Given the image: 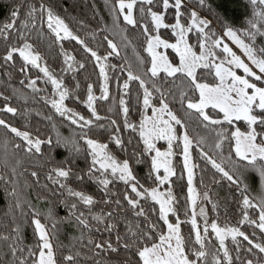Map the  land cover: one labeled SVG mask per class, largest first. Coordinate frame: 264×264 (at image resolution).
Here are the masks:
<instances>
[{
    "label": "trees",
    "instance_id": "16d2710c",
    "mask_svg": "<svg viewBox=\"0 0 264 264\" xmlns=\"http://www.w3.org/2000/svg\"><path fill=\"white\" fill-rule=\"evenodd\" d=\"M41 3H46L47 6L52 7L65 20L74 34L84 40L88 47L97 52V55L102 58L107 57V60L102 59V62L106 66L105 70L109 77V95L108 99H97L94 102L97 115L100 117L99 120H96L85 105L87 86L91 84L93 94L99 97L101 94L100 88L104 81L99 76V67H97L94 58L90 57V53H85L83 48L75 41H63L64 50L75 57L77 62L84 63L85 68H74L71 73H63V86L68 87L70 93L74 94L75 97H79V99H75L70 96L64 103L66 107L93 121L92 125L83 130L57 114L50 103H45V99H58V97L52 95L55 91L53 86L50 83H44L46 78L43 77V73L35 69L29 70L28 76L30 78L40 77L37 80V88L41 91L33 93L32 89L25 86L27 80H25V84L20 83L22 79H25V76L18 68L0 67V108L8 104V106L18 110L16 116L0 112V118L5 119L11 126L20 131H28L32 136L38 137L42 141H51V144H42L41 154L36 157H30L19 150H15L14 154L15 144H21L22 141L0 126V175L5 176L4 182H0V234L9 235L16 225L21 223V211L23 210L25 213H29V219L22 223L23 242L28 247L35 245L36 237L30 224L31 209L27 203H24L27 201L40 211L39 218L50 231L57 264H68L64 257L73 253H79L76 264H96L97 260H101L100 256H95L94 252H90L87 241L92 239L99 242L101 239H111L115 244V234L109 236L108 233L97 232L94 227L91 232L85 230L82 225L78 224L72 212L75 211L77 215L83 212L88 218L89 225L94 226L95 221L91 219V214L100 215L115 211L120 217L121 222L117 225V231L121 234L126 231L125 218L129 221H135L137 218L128 209L126 203L122 208H116L113 203V200L125 191V185L122 182L116 181L114 184L109 185L113 193L112 196H109L101 191V188L93 180H88L87 177L83 181L76 179L77 174L84 175L90 166L91 157L88 154L89 150L85 140L92 139L97 143L107 144L108 151L118 162L129 160L133 175L148 190L154 187L166 190L171 188L173 196L176 198L174 207L177 211L176 215L170 213L168 219L175 223L179 218L181 221V236L185 238L186 242L190 238L192 246L198 249L199 245L195 244V232L192 231L191 224L184 223V221L191 220L192 213L188 200L187 177L182 156L183 144L180 136L184 130L192 140L194 187L200 198L196 202L197 224L201 232L204 221L198 213L199 208L203 207L207 213L209 225L215 222L220 227L225 225L228 227L238 226L241 231L250 235L254 242L264 244V233L260 232L258 227L247 224L238 225V220L241 218L240 207H242L243 197H247L257 206L256 208L247 209L250 219L257 221L260 203L264 201V179L261 176V173L264 172V161L256 159L254 163L250 164L248 160H240L235 154V140L232 138L231 133L236 128L248 132L249 128L245 121H234L231 125L226 122L220 125H209L208 129H205L202 125L197 127L194 120L188 118L178 102H171L169 108L185 124V127L177 125L175 131L178 139L173 141L172 166L176 175L170 178L168 184L160 186L154 180L155 173L152 179L148 178L151 156L154 153L140 156L139 158L144 160V163H136L134 159H130L133 152L138 153L139 149L143 148V143L140 140L138 131L133 132L131 129L124 128L121 98L125 100L124 106L129 107L128 118L132 124L138 126L142 114L146 117H152L153 115L151 108L144 110V90L140 87V80H128L130 71L133 75L139 76L145 81V87L149 91H153L152 104L157 108L160 107L157 99L159 93H156L152 87V79L158 78L150 79L151 74L148 69L151 66V57L147 52V43L143 34V26H150L151 18L141 19V14L138 11L140 5L138 4L133 9L134 18L139 21L140 26L133 27L124 22L123 15L118 10H113L117 0H108V3H105V0H0V28L10 22H15L17 25L26 22L29 7L39 6ZM182 3L181 25L183 27H188L191 24L190 13L195 11L198 19H204L207 22L208 28L206 31L214 34V39H219L222 33L232 29L254 50L264 47V35H257L255 41L250 39L251 33H264V4H260L259 0L255 4L251 0H205L203 6L199 4L198 0H182ZM150 7L153 11L161 14V6L154 5ZM13 11L19 13L18 20H14ZM164 16V22L169 26L175 23L174 9H169L167 13H164ZM44 31L49 39H53L47 33L46 28ZM245 33L249 35L246 36ZM152 34L157 33L153 32ZM158 34L165 40H176V37L172 35L171 27L161 28ZM16 35V31L10 30L12 44L17 43ZM104 37H107V39H104ZM186 37L193 49L199 52L200 48L196 33L189 32ZM108 40L117 45L118 55L110 54L111 49L107 47ZM35 42L38 45L40 54L44 57V64L49 66L50 70L54 71L57 76H60L63 57L60 55L59 45L54 44L50 48L47 41L36 40ZM8 45V39L0 38V59H2V54ZM214 50L218 54L222 53L218 48ZM167 53L172 62L177 63L179 61L178 55L172 49H168ZM257 55L258 58H264L262 53H257ZM14 62L17 64L22 63L18 57L14 58ZM202 73L204 75H201ZM160 76L163 77L164 73H161ZM177 76H180V74L178 73ZM196 76L198 82L215 83L217 81L214 74L208 75L204 69L198 68ZM168 79L171 81L175 77ZM126 81L129 85L127 94L123 89V84ZM261 82L264 83V81ZM77 83H79V88L76 87ZM177 83H179V80H177ZM168 87L169 84L166 83L165 88ZM3 97L9 99L6 100ZM197 99H199L198 91L193 94V100L196 101ZM169 100H171V97H169ZM206 112L210 114L212 119L223 120V113H220L218 109L207 108ZM19 113H24V115ZM257 114H259L258 111ZM192 115L195 117L197 114L193 112ZM47 117H51V119H47ZM112 121H116V124L113 125ZM117 127L120 128L118 134L126 144L123 151L111 140V136L115 134ZM253 127L258 132L261 131L259 125ZM211 128L224 129L227 133V139L223 141L219 150L214 147V144L219 141L213 139L214 133H210ZM82 131L87 134L83 138H81ZM129 140L132 141L131 144L127 143ZM256 142L259 144L264 143V135H258ZM177 144L180 147H176ZM157 146L164 149V147H167V143L159 140ZM16 160L20 161L18 171L22 175L15 189L18 195L13 196L11 181L8 179L11 168L6 167L5 162L10 164ZM211 160H215L216 163L220 164L225 171L233 175L234 179L238 178L237 183L233 184L223 177L222 173L217 172L212 167ZM53 168L71 169L72 174L64 182L73 191H81L94 199L95 203L91 206V214L88 207L83 205L76 197L70 196L65 189L51 184L46 179L49 171ZM32 171H36L38 177H32ZM93 175L98 176L99 173ZM159 175H163L162 170ZM37 178L39 184L35 183ZM46 184L48 185L47 189L44 188ZM128 191L130 195H134L130 193V189ZM214 191L221 193L222 197L213 196L212 192ZM205 195L208 196V200L203 199ZM18 201L20 206L16 207ZM73 203L77 205V208L70 210ZM141 205L148 212L149 219L158 225V229L154 233L150 232L152 240L144 245L150 247L159 241V236L165 234L167 228L163 221L158 218V204L148 198L146 201L141 200ZM185 212H188L189 215L185 216ZM138 222L141 228L145 227L142 217L139 218ZM54 225L55 227H53ZM238 239L241 240L244 246L240 249L241 258L236 257V246L232 244L230 237L225 240V245L230 249L233 264H242V260L247 259L258 260L259 256L253 257L250 253L245 252L248 247L247 242L242 241V238L238 237ZM206 245L208 249H212L213 245L216 249H219V242L216 240L215 234L211 232L210 227ZM3 251L7 253L8 250L4 248ZM124 252L125 249L120 247L117 253L110 251L103 253L101 264H142L139 257L134 254L135 249L128 250L127 255H124ZM186 254L189 255V259H194L190 253L186 252ZM217 258L221 259V264H225L222 259V250H219V257ZM4 259L7 261L11 257L6 254ZM197 264H213V255H208L206 260L197 261Z\"/></svg>",
    "mask_w": 264,
    "mask_h": 264
},
{
    "label": "snow or ice",
    "instance_id": "6c2138e0",
    "mask_svg": "<svg viewBox=\"0 0 264 264\" xmlns=\"http://www.w3.org/2000/svg\"><path fill=\"white\" fill-rule=\"evenodd\" d=\"M201 6L204 5L205 0H198ZM253 4L257 0H251ZM108 3V0H105ZM260 4H264V0H259ZM140 5L138 11L141 14V19L150 17L151 25L143 26V34L147 43V52L151 57V67L148 72L151 74L152 87L156 93H159L157 99L159 100L160 107L157 108L152 104L153 91H149L145 87V81L139 76L133 75L131 71L128 75V80H140V87L143 88V107L146 111L148 108L152 109V117H146L141 115L139 125H134L128 118L129 107L124 106L125 100L121 98L120 104L124 115V128L131 129L133 132L138 131L140 140L143 143V148L139 149V152H133L130 159H134L136 163H144L139 157L144 156L148 153H154L151 156V167L148 173V178L152 179L153 174L155 182L160 186L168 184L170 178L176 175L173 169L171 157L174 155L173 141H176L177 135L173 125H180L185 127L182 120L178 118L174 111L169 108L171 102H178L181 109L186 112L189 119L194 120L197 127L203 126L205 129L209 128V125H220L224 122L233 124L234 121H245L248 125L249 131L247 134L241 132L239 128L231 133L232 138L235 140V154L240 160H248V162L254 163L257 157L264 159V143L258 145L256 143L258 135H264V87H257L255 83L250 82L247 77L254 78L255 81H264V58H258L257 53L264 54V47L254 50L252 46L244 43L243 40L238 38L237 33L231 29L226 31L224 35L230 37L233 42L238 45L248 57V60L258 69L259 74L254 72L248 64L244 63L238 56H236L232 49L227 44L219 39H214V34L210 31H206L208 24L204 19H198L197 13L192 11L190 13L191 24L188 27L181 25V11L183 7L182 0H117V4L113 9L118 10L123 15V20L126 24L132 25L133 27L140 26L139 21L133 17V9ZM161 6L162 12L158 14L152 10L150 6ZM149 6V7H145ZM169 9H174L175 23L169 26L164 22V13H167ZM125 10H127L125 12ZM12 16L14 20L19 19V13L13 11ZM171 27L172 35L176 37V43H167L158 34L161 28ZM46 28L47 33L53 37L49 39V36L45 34L44 29ZM10 30L16 31L17 35L15 39L16 44L11 43ZM155 32L157 34L153 35ZM189 32H195L199 43L200 54L197 55L193 51V46L188 43L186 36ZM95 35V34H93ZM245 35H249L245 33ZM257 35H264V33H251L250 39L255 41ZM0 38L8 39L9 45L5 48L0 59V67L9 66L11 68H18L21 73L24 74L25 79L20 81L21 84L27 88L32 89L33 93H38L41 89L37 88L36 78H30L28 76L30 69L38 70L43 73L45 84H51L54 88L52 95L58 97V99H45V103H50L51 107L55 109V112L61 117L69 120L71 124L77 125L83 130L86 127L92 125L93 121L86 119L84 116L79 115L73 109L65 106V100L72 96L75 99L74 94L70 93L69 88L63 86L64 82L62 75L65 72L71 73L73 69H84L85 64L79 63L75 60V57L70 55L64 50L63 41H75L78 45L83 48L85 53H90V57L94 58L99 67V76L103 78V85L100 88V96L96 97L93 94L92 85L87 86V99L85 101L86 107L91 112L92 116L96 120L100 117L97 115L94 102L99 100L108 99V74L105 70L106 66L103 64V60H107V57H101L97 55V52L92 50L86 42L79 38L70 29L69 25L65 22L60 15H58L52 7L47 6L46 3H41L39 6H30L27 12L26 22L17 25L15 22H10L4 27L0 28ZM107 39V37H104ZM36 40L47 41L48 46L51 48L54 44L59 45L60 55L63 57V64L60 68V76L50 70L49 66L44 64V57L40 54ZM223 45V46H222ZM222 52L226 56L217 61L216 53L214 49L221 48ZM107 47L111 49L110 54H119L117 52V45L111 40H108ZM172 49L179 57V66H173L170 63L167 55L157 51V49ZM19 58L22 63H15L14 58ZM204 69L208 75L214 74L215 78L218 79L219 83L215 86H209L206 83H200L197 81L196 71L197 69ZM242 69L244 77L237 75L233 70ZM164 73L161 77L160 74ZM180 76H177V74ZM147 75V73H145ZM201 75H204L203 73ZM169 81L168 78H173ZM75 78V77H73ZM179 80V83H177ZM230 81V82H229ZM169 84L168 88H165V84ZM79 88V83L76 85ZM128 82H124L123 89L127 94ZM251 90V92H249ZM199 93L198 102H194L193 94ZM171 97V100H169ZM9 99L8 97H3ZM211 107L213 110H219L223 113V120L212 119L205 109ZM257 111L259 114H257ZM0 112H6L12 114V116L18 115V110L14 107L5 104L3 108H0ZM197 115L193 117L192 113ZM24 115V113H19ZM166 117V118H165ZM51 119V117H47ZM115 125L116 121H112ZM259 125L261 131L253 126ZM0 126L7 129L8 132L14 134L16 138H19L22 143L15 144V150L26 153L30 157H36L41 154L42 144H51V141H42L38 137L32 136L28 131H20L16 127L11 126L5 119L0 118ZM120 128L115 129V134L111 136L112 142L121 150H125L126 144L121 139ZM210 133H214L213 139L216 142L214 144L215 149L219 150L222 147L223 141L227 139V133L224 129L211 128ZM87 134L82 131L81 138ZM166 140L167 151H161L156 147V141ZM85 143L88 146V154L91 157L89 168L85 171L84 175L77 174V180H93L101 188V191L109 196H112V190L109 188L110 184L119 181L125 185V191L120 193L113 203L116 208H122L126 203L128 209L131 210L132 214L137 218L135 221H129L125 218L124 225L126 231L121 234L117 231V225L121 222L119 214L115 211H109L106 214H91V206L94 205V199L85 195L81 191H73L68 188L64 181H66L71 173L70 168H53L49 171L46 179L53 185H58L61 189H65L70 196L76 197L80 202L88 207V211L91 214V219L95 221L94 226L89 225L88 218L83 212L78 215L75 211L72 215L75 217L79 225L89 232L94 227L97 232L108 233L109 236L115 234L114 244L111 239H101L96 242L92 239L87 241V246L90 252H94L95 256H100L103 259L102 254L105 252L117 253L118 249L122 247L125 249L124 255H127V251L135 249V255L139 257V261L142 264H197V261L206 260L208 255H213V264H221L219 257V250L223 251V261L225 264H233L232 257L230 255V249L225 245V240L230 237L233 245L236 246V257L241 258L242 253L240 249L244 246L242 241H246L248 247L245 252L250 253L253 257L259 256L258 260L247 259L242 260V264H264V244L254 242L250 235L241 231L238 226L220 227L217 223L212 222L209 225L207 219V213L203 207L199 208V216L204 221V226L201 232L200 227L197 224V212H196V197L194 195L193 183V170L189 166V149L192 146V140H190L188 133L182 136V155H183V167L187 171V191L188 200L191 202L192 213L191 220L184 221V223H190L192 231L195 232V244L199 245V248L192 246V241L186 242L185 238L181 236V221L177 218L175 223L169 222V214L176 215V208L174 203L176 198L173 196L171 188L168 191L161 192L157 188H152L151 191L145 188L133 175V171L130 168L129 160L118 162L113 155L108 151L107 144L97 143L92 139H86ZM131 144L132 141L127 142ZM176 147H180L179 144ZM251 157V159H249ZM207 159V157H205ZM212 167L217 172L222 173L223 177L227 178L228 181L233 184L237 183L238 178L234 179L233 175H230L228 171H225L220 164L216 163L215 160H211ZM6 167L11 168V173L8 175V179L11 181L13 196H17L16 185L19 181L21 172L18 171L20 161L16 160L14 163L5 162ZM161 169H163V175H159ZM99 173L98 176L93 175ZM32 177H38L36 171L31 172ZM262 179H264V172L261 173ZM15 177V179H13ZM5 176L0 175V182H4ZM39 184V179L35 181ZM47 189L48 185H44ZM130 193L134 195H130ZM142 189V190H141ZM150 198L155 204L159 205L158 218L163 221L166 225L167 234H161L159 236V243L144 246L152 240L150 232L154 233L158 229L156 222L152 221L148 217V212L141 205V200H147ZM204 200H208V196L203 197ZM28 207L31 209L30 213V224L34 230V236L36 237V243L33 247H28L23 242L22 223L29 219V213L21 211V223L17 224L15 229L9 233V235L0 234V264H57L54 256L53 244L51 242V234L45 224L41 222L39 218L41 213L34 205L25 201ZM107 203V201H105ZM20 206L18 201L15 205ZM247 197L242 199V207H240L241 218L238 220V225L247 224L249 226H256L260 232L264 233V201L260 203L258 221L250 219L247 209L256 208ZM77 205L73 203L70 206L71 209H76ZM215 209V205H214ZM185 216L189 213L185 212ZM143 218L145 227L141 228L138 222L139 218ZM55 227V225L53 226ZM209 227L211 232L215 234L216 240L219 242V249L213 245L212 249H208L206 245V238L209 234ZM255 235V233H253ZM174 242V243H173ZM7 248V253L3 251ZM257 250V251H254ZM190 253L194 259H189ZM11 257L10 260H5V255ZM79 253L69 254L64 257V260L68 264H76V258ZM101 260H97L96 264H101Z\"/></svg>",
    "mask_w": 264,
    "mask_h": 264
},
{
    "label": "rangeland",
    "instance_id": "374dc122",
    "mask_svg": "<svg viewBox=\"0 0 264 264\" xmlns=\"http://www.w3.org/2000/svg\"><path fill=\"white\" fill-rule=\"evenodd\" d=\"M127 2V1H126ZM127 10H125V12H126ZM159 14V13H158ZM133 17H134V13H133ZM229 30V29H228ZM228 30H226V31H228ZM232 30V29H231ZM225 31V32H226ZM234 31V30H233ZM224 32V33H225ZM224 33H222V35L220 36V38H219V40H221L222 42H223V44H227L228 45V47L229 48H231L232 49V52L236 55V56H238L244 63H246V64H248V66L254 71V72H256L257 74H259V71H258V69H256L255 68V66L251 63V61H249L248 60V57L245 55V53H244V51L238 46V45H236L234 42H233V40L230 38V37H227L226 35H224ZM238 36V35H237ZM162 38V37H161ZM238 38H240L239 36H238ZM163 39V38H162ZM186 39H187V37H186ZM241 40H243L242 38H240ZM165 40V39H164ZM167 43H176L177 41L175 40V41H168V40H165ZM244 41V40H243ZM189 43V42H188ZM244 43H246L245 41H244ZM190 44V43H189ZM247 44V43H246ZM223 46V45H222ZM222 46H221V48H218L219 50H221V52H222ZM167 50L168 49H163V48H160V49H157V51H159V52H162L163 54H165V55H167L168 56V53H167ZM193 51H195L194 49H193ZM196 53H197V55H199L200 54V51L199 52H197V51H195ZM214 52L216 53V56H217V61H219L220 59H222V58H224L225 56H226V54H224L223 52L221 53V54H218L217 53V51H215L214 50ZM169 58V57H168ZM179 58V57H178ZM169 61H170V63H172L173 64V66H179V61L177 62V63H174V62H172V60H170V58H169ZM151 67V66H150ZM233 70L236 72V74L237 75H240V76H242V77H244V73H243V71H242V69H235V68H233ZM249 80H250V82H252V83H255L256 84V86L257 87H264V83H262L261 81H255L254 80V78H251V77H247ZM230 82V81H229ZM200 83H206V82H200ZM219 83V81H218V79H217V81L215 82V83H206V84H208L209 86H215L216 84H218ZM249 92H251V90H249ZM194 102H198V99L196 100V101H194ZM209 108H211V107H209ZM205 111H206V109H205ZM166 118V117H165ZM174 126V128H175V130L177 129V125H173ZM241 131V130H240ZM241 132H243V133H245V134H247V132H244V131H241ZM186 132L183 130L182 131V133H181V139H182V136L185 134ZM190 138V137H189ZM190 140H191V138H190ZM159 141V140H158ZM158 141H156V144L158 143ZM164 142H166L167 143V141L166 140H163ZM257 143V142H256ZM258 145H261V144H259V143H257ZM157 148L159 149V150H161V151H167L168 150V148L167 147H164V149H161V148H159L158 146H157ZM183 156V155H182ZM189 156H190V160H189V166L192 168V170H193V183H192V187H193V189L195 190V187H194V169H193V160H192V154H191V147H190V149H189ZM249 159H251V157H249ZM257 159H261V158H259V157H257ZM263 161H264V159H262ZM171 161H172V157H171ZM162 171H163V169H161ZM185 172H186V177H187V171L185 170ZM155 188H157L159 191H161V192H167L168 190H166V189H161V188H159V187H155ZM152 190V188L149 190V191H151ZM194 195H195V197H196V202L200 199L199 198V196H198V193H197V191L195 190L194 191ZM212 195L213 196H215V197H217V198H221L222 197V194L221 193H219V192H217V191H214V192H212ZM211 195V196H212ZM189 203H190V206H191V202L189 201ZM191 208H192V206H191ZM169 222H171L170 220H169ZM219 226V225H218ZM167 234V230H166V233H165V235ZM160 241H158L156 244H158ZM174 243V242H173Z\"/></svg>",
    "mask_w": 264,
    "mask_h": 264
}]
</instances>
